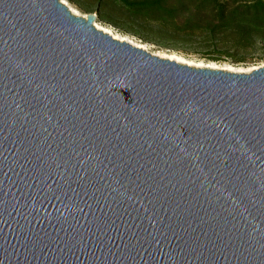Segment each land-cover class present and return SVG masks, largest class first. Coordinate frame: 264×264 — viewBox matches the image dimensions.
<instances>
[{
	"label": "water",
	"instance_id": "1",
	"mask_svg": "<svg viewBox=\"0 0 264 264\" xmlns=\"http://www.w3.org/2000/svg\"><path fill=\"white\" fill-rule=\"evenodd\" d=\"M96 20L0 0V264H264V66Z\"/></svg>",
	"mask_w": 264,
	"mask_h": 264
},
{
	"label": "rangeland",
	"instance_id": "2",
	"mask_svg": "<svg viewBox=\"0 0 264 264\" xmlns=\"http://www.w3.org/2000/svg\"><path fill=\"white\" fill-rule=\"evenodd\" d=\"M63 1L80 15L97 14L96 22L145 44L147 51L155 55L174 54L186 61L229 64L237 71L264 66V32L253 34L249 43L236 49L228 37L201 31L178 32L130 11L115 0Z\"/></svg>",
	"mask_w": 264,
	"mask_h": 264
},
{
	"label": "trees",
	"instance_id": "3",
	"mask_svg": "<svg viewBox=\"0 0 264 264\" xmlns=\"http://www.w3.org/2000/svg\"><path fill=\"white\" fill-rule=\"evenodd\" d=\"M136 14L178 32L229 38L236 49L264 32V0H115Z\"/></svg>",
	"mask_w": 264,
	"mask_h": 264
},
{
	"label": "bare ground",
	"instance_id": "4",
	"mask_svg": "<svg viewBox=\"0 0 264 264\" xmlns=\"http://www.w3.org/2000/svg\"><path fill=\"white\" fill-rule=\"evenodd\" d=\"M70 9H71V11L74 14L80 15V13L77 10L73 9L72 7H70ZM95 26L99 30L103 31L104 33H108V34L112 35L114 38H116V39H118L120 41H126V42L131 43L134 46H137V47H140V48H143V49L147 50L145 44L140 43V42H135V41L131 40V38L129 36L124 35V34H120L119 32L114 31L109 26L103 25V24H101L99 22H96ZM161 57L168 58V59L177 61L179 63L187 64V65L194 66V67H210V68L225 69V70H228V71H236V72H250L251 71V70L237 71V70H235V68L233 66H231L229 64H218V63H215V62L204 63V62L186 61L182 57L176 56L174 54H164L163 56L161 55Z\"/></svg>",
	"mask_w": 264,
	"mask_h": 264
}]
</instances>
